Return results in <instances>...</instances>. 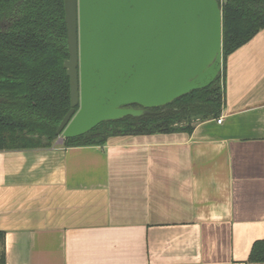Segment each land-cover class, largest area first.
<instances>
[{"label":"crops","instance_id":"0c3cea01","mask_svg":"<svg viewBox=\"0 0 264 264\" xmlns=\"http://www.w3.org/2000/svg\"><path fill=\"white\" fill-rule=\"evenodd\" d=\"M62 142L0 151L4 264H264V28L191 133Z\"/></svg>","mask_w":264,"mask_h":264},{"label":"water","instance_id":"95a60500","mask_svg":"<svg viewBox=\"0 0 264 264\" xmlns=\"http://www.w3.org/2000/svg\"><path fill=\"white\" fill-rule=\"evenodd\" d=\"M227 0H63L70 109L64 140L210 85Z\"/></svg>","mask_w":264,"mask_h":264},{"label":"trees","instance_id":"16d2710c","mask_svg":"<svg viewBox=\"0 0 264 264\" xmlns=\"http://www.w3.org/2000/svg\"><path fill=\"white\" fill-rule=\"evenodd\" d=\"M222 10V69L207 87L141 116L104 121L63 146H102L110 137L191 133L223 106L226 57L264 28V0H227ZM63 0H0V151L49 148L70 109ZM1 236V234H0ZM249 260L264 262V240ZM0 264L4 252L0 251Z\"/></svg>","mask_w":264,"mask_h":264},{"label":"built area","instance_id":"2783aa9c","mask_svg":"<svg viewBox=\"0 0 264 264\" xmlns=\"http://www.w3.org/2000/svg\"><path fill=\"white\" fill-rule=\"evenodd\" d=\"M221 120H222V119H221V118H219V119L217 120V123H221Z\"/></svg>","mask_w":264,"mask_h":264}]
</instances>
